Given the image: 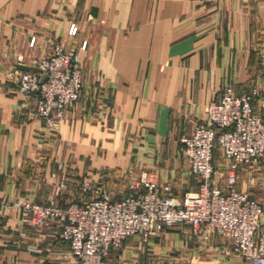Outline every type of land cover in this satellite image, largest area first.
<instances>
[{"label":"crops","instance_id":"crops-1","mask_svg":"<svg viewBox=\"0 0 264 264\" xmlns=\"http://www.w3.org/2000/svg\"><path fill=\"white\" fill-rule=\"evenodd\" d=\"M58 43L77 53L88 79L52 132L8 74L26 71ZM227 87L256 91L252 110L264 117V0H0V264H79L55 223L22 225L14 206L78 202L76 185L97 183L103 161H124L116 154L148 155L134 160L128 185L150 178L180 202L175 185L190 184L186 161L179 171L167 163L164 177L150 155L166 150L171 121L188 136ZM117 137L142 143L110 144ZM235 174L234 189L262 205L264 226V158ZM212 181L224 189V177ZM200 233L208 241L201 247L188 237L179 264H245L221 257L213 231Z\"/></svg>","mask_w":264,"mask_h":264},{"label":"built area","instance_id":"built-area-1","mask_svg":"<svg viewBox=\"0 0 264 264\" xmlns=\"http://www.w3.org/2000/svg\"><path fill=\"white\" fill-rule=\"evenodd\" d=\"M215 3L218 0H206ZM83 42L80 50H84ZM77 53L55 44L50 53L33 59L28 71H11L25 103L34 104V117L49 131H57L69 108L81 95V75ZM256 91L235 95L227 87L218 102L203 107L204 120L194 124L179 143L190 173L199 185L194 194L180 202L169 186H159L150 178L129 185V193L111 201L104 196L84 197L76 203L59 206L29 202L15 205L22 225L42 228L55 223L59 238L68 245L79 264H105L112 250L132 238L146 241L163 227L187 225L194 233L213 231L228 253L245 264H264L262 205L234 189L239 166L256 167L264 158V117L252 110ZM264 109V101L261 104ZM215 151L225 165L213 164ZM223 175L224 189L213 185L212 177ZM3 206L0 204V214Z\"/></svg>","mask_w":264,"mask_h":264},{"label":"rangeland","instance_id":"rangeland-1","mask_svg":"<svg viewBox=\"0 0 264 264\" xmlns=\"http://www.w3.org/2000/svg\"><path fill=\"white\" fill-rule=\"evenodd\" d=\"M86 43V42H85ZM86 48V46H85ZM85 50V49H84ZM83 50V51H84ZM78 67L80 69L81 75V83L87 81V75L83 74V67L78 57L77 59ZM89 76V75H88ZM81 96V95H80ZM65 119V118H64ZM46 128V127H45ZM47 129V128H46ZM48 130V129H47ZM49 131V130H48ZM56 132V131H52ZM170 136L169 139H166V143L164 146L166 150H164L163 154H155L150 155L151 158L154 156L157 160L158 167L157 170H161L163 172V176H166V171L170 168L172 163L176 162V169L179 171L181 169L182 163H184L183 156L179 147V139L182 132V129L178 127L177 121L170 122ZM110 144H120L129 143L134 144L136 147L141 146L142 139L137 138H127V137H117L110 138ZM134 140V141H133ZM140 141V143H138ZM141 148V147H139ZM136 153L131 154H116V157H123L124 161L122 162H108L107 160L103 161V166H100L98 172L99 180L97 183H92V185L82 180L76 185V188L79 192H81L83 186L85 184H89L90 192L87 193L86 197H99L104 196L111 201H116L118 199L123 198L127 195L129 189V179L132 176L131 171L136 168L133 166L134 160L138 157L146 158L148 155ZM107 156V155H105ZM168 161V162H167ZM161 163V166L159 165ZM167 163H170V166L166 168ZM136 164V163H135ZM133 166V168H132ZM214 166L220 169H224L225 165L222 160L216 156L214 160ZM139 168V167H138ZM138 168H136L138 170ZM166 168V170H165ZM61 170V169H60ZM178 176V174H176ZM187 178H189V186L181 187L179 184L175 185L176 188L180 191V194L185 196L186 194H194L197 191L199 182L198 180L191 174L187 173ZM223 179L222 176L217 175L216 180L219 182ZM188 192V193H186ZM84 197V195H82ZM82 199V198H81ZM80 201V200H78ZM53 202L59 206L60 205L53 199L48 201V203ZM25 203V202H24ZM30 203V202H29ZM38 204V203H32ZM69 204V203H68ZM66 204V205H68ZM2 205V204H1ZM42 205V204H38ZM3 210H4V205ZM191 239H189V238ZM221 248V257L224 259L231 258L233 255L228 253V249L226 245L222 243V241L215 236ZM189 241H193L195 244L197 243L199 246L203 247V244L208 241L207 237H204L201 233H194L192 229H190L187 225H172L170 227H163L158 232L154 233L152 236L148 237L146 241L141 240L140 238H132L126 240L122 243L119 249L115 250V253H110L105 264H179L175 259H181L184 257V253L186 250H183L184 243ZM183 245V246H182ZM197 246V245H196ZM111 257L113 258L111 261Z\"/></svg>","mask_w":264,"mask_h":264},{"label":"water","instance_id":"water-1","mask_svg":"<svg viewBox=\"0 0 264 264\" xmlns=\"http://www.w3.org/2000/svg\"><path fill=\"white\" fill-rule=\"evenodd\" d=\"M29 70V68H26V71H28Z\"/></svg>","mask_w":264,"mask_h":264}]
</instances>
